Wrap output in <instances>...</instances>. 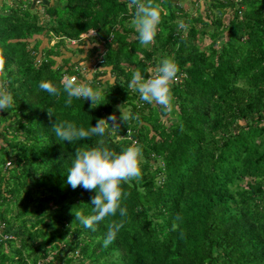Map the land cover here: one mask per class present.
<instances>
[{
    "label": "trees",
    "instance_id": "obj_1",
    "mask_svg": "<svg viewBox=\"0 0 264 264\" xmlns=\"http://www.w3.org/2000/svg\"><path fill=\"white\" fill-rule=\"evenodd\" d=\"M157 2L155 43L142 46L128 0H0L14 100L0 110V221L12 235L0 242V264H264V0H242L240 9L205 0L195 16L175 0ZM63 51L93 57L91 85L105 95L97 107L75 98L65 106L66 93L39 88L41 80L61 87L65 75L86 78ZM165 55L179 67L169 114L128 87L135 69L147 78ZM104 72L112 80L103 85ZM117 105L139 120L121 122ZM112 114L119 127L108 121L107 144L119 152L138 141L142 176L121 186L127 215L92 231L75 213L91 215L95 193L66 181L75 147L98 137L61 142L51 127L69 120L87 129ZM110 220L123 227L104 247Z\"/></svg>",
    "mask_w": 264,
    "mask_h": 264
},
{
    "label": "clouds",
    "instance_id": "obj_2",
    "mask_svg": "<svg viewBox=\"0 0 264 264\" xmlns=\"http://www.w3.org/2000/svg\"><path fill=\"white\" fill-rule=\"evenodd\" d=\"M128 8L132 10L131 26L138 35L142 46L155 43L158 26L161 23V4L157 0H128ZM180 28L186 29L183 21ZM6 59L0 50V110H8L12 107L14 100L12 93L7 89L8 73L5 68ZM179 67L174 58L165 55L159 63L151 70V75L145 78L140 69L132 72L128 87L139 93V99L147 104L158 105L163 114L173 111L174 96L172 84L177 79ZM93 76L90 74L83 80L76 76L66 75L62 80L61 87H57L50 80H41L39 88L50 95L59 96L61 91L66 93L65 106H71L73 98L90 100V107L95 108L105 99L102 89L91 85ZM119 120L127 123L130 119L139 120L138 115L125 112L120 107ZM49 118L54 115V110L46 109ZM108 121H112V128L117 130L119 123L115 114L107 119L97 120L95 126L85 129L78 127L69 120L57 121L51 130L55 137L61 142L71 144L98 137L94 145L82 144L75 147L74 156L70 168L67 170V181L73 189L82 187L86 191L94 192L90 204L92 214L85 216L82 212L75 213V220H79L85 228L96 231L95 225L108 217L116 216L119 212L121 217L127 215L126 207H122V199L127 193L122 189V184H129L133 180H139L142 176L141 162L143 159L142 145L138 141H132L127 147L119 152L111 149L105 139ZM123 220H110L106 225L107 232L103 246L111 244L120 229Z\"/></svg>",
    "mask_w": 264,
    "mask_h": 264
},
{
    "label": "rangeland",
    "instance_id": "obj_3",
    "mask_svg": "<svg viewBox=\"0 0 264 264\" xmlns=\"http://www.w3.org/2000/svg\"><path fill=\"white\" fill-rule=\"evenodd\" d=\"M37 0H31V2L34 4L35 2H36ZM176 2H177V5L182 9V10H184L186 13H189L190 15H192V16H195V15H197L198 13L199 14H202L203 15V8H204V6L208 3V2H206V3H203L202 1H205V0H175ZM33 7V6H32ZM37 8H39V9H37V12L40 14V13H42V9H41V7L39 6V5H37L36 6ZM201 10V11H200ZM224 15H226V13L224 14ZM134 29V28H133ZM86 36L88 35H93V32L92 31H88L87 32V34H85ZM199 36V35H198ZM133 37V35H130L129 37H128V39H130V38H132ZM46 39H43V41H42V43H41V45H46ZM54 42V39H49V41H48V44L49 45H51L52 43ZM208 43V38H206V37H202L201 39H199L198 40V45L200 46V47H202V46H204L205 44H207ZM74 43H69V47H73L72 45H73ZM88 45H91V43H86L85 44V46H84V49H86V47L88 46ZM68 51V50H67ZM79 55H84V52H82V54H79V53H77L76 54V52H74V54L72 55L71 53H69V52H64L63 51V54H62V56H64V57H70L71 56V61H73L74 63H72L73 64V66L76 64L77 66H79V65H83V68H84V66L85 67H87V66H90V64L92 63V62H94V59H93V57H91V58H88V59H86V58H84V59H80V57H79ZM57 61L58 62H60V58L58 57L57 58ZM79 69H81L80 67H79ZM81 71L82 72H85L86 73V77L90 74V71L91 70H85V68L84 69H81ZM91 73H92V71H91ZM102 81H103V85H104V82H105V80H108L109 82L112 80V76L110 75V73H105L104 72V74H102V76H101V78H100ZM120 105H117L116 106V108H117V110H119L120 109ZM122 108V110L123 111H125V112H128V109L129 108H125V107H121ZM119 112H120V110H119ZM121 113V112H120ZM166 118H169V119H171V117H166ZM165 120V119H164ZM14 243H15V245L18 243V241H17V238L15 239V241H14ZM58 264H62V260H60V261H58Z\"/></svg>",
    "mask_w": 264,
    "mask_h": 264
},
{
    "label": "built area",
    "instance_id": "obj_4",
    "mask_svg": "<svg viewBox=\"0 0 264 264\" xmlns=\"http://www.w3.org/2000/svg\"><path fill=\"white\" fill-rule=\"evenodd\" d=\"M221 1H229V2H233L235 5H238V8L240 9L241 8V1L242 0H221ZM238 13H239V11H238ZM85 34H87V33H82L81 34V37L82 38H84V37H86V35ZM88 36V35H87ZM69 43H74L75 42V40H73V39H71V40H67ZM79 67L81 68V69H84L85 68V70H91L92 72H94L96 69H95V65H94V62H92L91 64H90V66H87V67H85L84 66V68H83V65H79V66H77L76 64L74 65V66H72V68H73V70H75L76 72H79L80 74H82L84 77H86L85 75H86V73L85 72H82L81 71V69H79ZM66 76V75H65ZM64 76V77H65ZM68 76H76V74H70V75H68ZM77 77V76H76ZM10 164V162H9V160H7V161H5V166H8ZM3 226H4V224H3V222H1L0 221V242L1 241H5V240H7V239H10L11 237H12V235L10 234V233H4V232H2V228H3Z\"/></svg>",
    "mask_w": 264,
    "mask_h": 264
}]
</instances>
